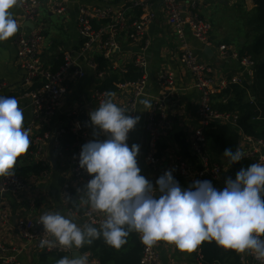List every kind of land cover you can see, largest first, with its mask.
<instances>
[{
    "label": "crops",
    "instance_id": "obj_1",
    "mask_svg": "<svg viewBox=\"0 0 264 264\" xmlns=\"http://www.w3.org/2000/svg\"><path fill=\"white\" fill-rule=\"evenodd\" d=\"M37 1L38 22L44 29L42 56L50 62L58 53H69L71 60L82 67L85 76L83 78H68L61 106L57 113L51 116L35 115L28 97L32 85L25 83V71L17 60V38L20 34L27 32L28 28L23 27L24 19L20 6L10 10L18 24V31L10 39L0 41L2 96L14 97L19 101V107L23 110L24 115L23 126L28 130L30 140V147L25 154L18 158L14 173L20 167L38 163L46 166L47 170L39 175L31 174L21 177L25 184L23 189L15 194L5 193L0 196L2 210L7 215V221L0 224V264H2L1 258L10 256L15 257V264H50V261L42 259V252L28 246L22 239L18 227L26 218L40 217L45 213L60 211L62 215L71 219L78 226L86 224L83 213L91 207L88 202L86 185L92 177L87 176L84 180L73 178L67 159L58 156L54 149L55 135L68 125V119L73 113L79 111L89 118V113L97 107L90 100V94L95 83H97V79L93 71L86 65V59L78 54L77 13L81 6L123 4L129 0ZM55 3L64 5L65 12L62 14L53 13L52 9ZM181 6L182 14L186 15L188 11L186 4L181 2ZM254 7L253 0H201L198 8L199 13L201 17L212 23L209 38L213 47H210L213 51L211 58L203 53L204 47L192 37L191 33L188 30L184 31V40L202 61L214 68L212 75L216 90L213 94V103L218 101L216 95L222 91V82L229 81L240 70L237 61L219 60L213 49L216 45L225 43V36L231 26L238 24L246 29L243 24L246 19L242 23L239 18L243 17L244 11L252 12ZM153 10L155 19L149 24L144 35L148 41L146 84L143 95L137 99L135 110V116H139L140 120L132 130L128 144L130 147L132 144L140 146L137 157L138 166L141 169V174L155 187L156 180L166 171L171 170L175 159L186 161L195 168H199L200 163L198 157L192 153L190 146L193 131L199 124L198 91L193 85L190 71L180 59V43L175 32L165 21L161 0L154 2ZM237 13H239L238 16ZM53 17L56 19L55 21ZM234 46L239 50L236 45ZM130 49L131 46L124 43L122 39L123 53L119 60L120 65L127 61L130 62L129 60L132 58L129 53ZM162 71L172 72L174 78L173 91L167 97L162 93L159 85V74ZM255 81V79L247 80V83L251 85ZM111 94L114 103L119 106L123 94L121 92ZM253 98L255 99V97ZM142 99H149L152 107L155 103H159L160 99H164L165 102V129L157 143V155L160 157L157 173L151 171L144 161L147 138L145 122L151 109L145 111L144 106L140 104ZM257 108L263 114L260 107L257 106ZM37 136L42 137L43 144L41 153L35 155L31 140ZM206 150L211 161L218 163L223 168L222 182L211 181L215 188L222 190L227 179H235L236 172L234 173L233 169L225 163L218 149L211 143H207ZM52 158H56L55 166L50 162ZM174 178L179 179L178 177ZM185 183L190 184L187 181ZM66 184L68 187L64 190L63 187ZM64 192L67 193L65 199L63 197ZM70 206L75 209L73 210ZM154 247L160 255L159 264H201L197 257L200 246L193 252H182L174 244L160 241Z\"/></svg>",
    "mask_w": 264,
    "mask_h": 264
},
{
    "label": "built area",
    "instance_id": "obj_2",
    "mask_svg": "<svg viewBox=\"0 0 264 264\" xmlns=\"http://www.w3.org/2000/svg\"><path fill=\"white\" fill-rule=\"evenodd\" d=\"M156 0H129L123 4L105 6L87 5L81 6L77 13V33L79 37L78 54L84 57L86 65L93 71L97 83L90 94V100L99 107V104L108 98L106 90L98 89L99 81L107 75L117 74L120 77L115 84L116 91L123 94L119 106L124 109L125 114L135 117L137 99L143 95L146 84V72L148 58L146 48L147 39L144 38L145 31L149 24L155 19L153 4ZM181 2L188 8L186 15L181 12ZM165 21L175 32L180 43V59L188 68L193 79V85L198 91V117L199 124L194 129L191 138V151L198 157L200 167L195 168L186 161L175 159L171 170L174 177L182 178L190 184L195 181L208 179L213 182H222L223 168L218 163L211 161L206 150L207 139L205 130L211 124H230L236 126L238 114L231 112H220L212 107L213 94L216 90L212 72L214 70L206 62L202 61L184 40V31L188 30L192 37L203 47H212L209 41L212 31L211 22L200 16L199 6L201 0H161ZM24 21H30L33 29L20 34L17 38V60L25 71V83L32 85L28 93L30 106L37 116H51L57 113L61 106L62 97L66 90L68 78H83L85 72L71 60L69 53H64V65L57 71H51L48 60L42 56L43 27L38 22V1L23 0L20 5ZM53 13L62 14L65 6L55 3ZM122 39L124 43L131 46L129 50L132 56L130 62L119 64L122 58ZM133 48V49H132ZM213 48V47H212ZM214 53L219 60H235L240 66L239 73L229 81H223L221 87L227 88L230 84L244 85L248 80L254 79L256 61L249 55L241 54L232 44L221 43L214 47ZM103 66L104 69L97 71ZM133 65L141 77L136 81H120L122 74L127 71V66ZM159 85L162 93L167 97L174 88L173 73L162 71L159 74ZM3 83L0 82V96H2ZM251 104L254 98L249 97ZM164 99L155 103L147 115L145 131L147 134L144 150V161L154 173L158 172L160 157L157 155V143L165 129V106ZM260 114V113H259ZM260 115H255L253 120H259ZM239 132L238 149L244 153V158L251 159L254 163H264V141ZM132 131L129 133L128 141ZM64 134H71L72 141L62 144L60 138ZM106 137L102 133L96 134L95 128L91 125L90 119L83 113L77 111L68 119V125L61 129L54 137V149L58 156L65 157L71 169V174L76 180H84L89 174L79 167V153L82 145L93 140H103ZM33 153L38 155L42 151L43 139L40 136L33 138ZM243 158V159H244ZM24 181L15 173L10 177H3L0 180V196L5 193H18L24 188ZM68 184L64 185L65 190ZM225 187V184H224ZM67 193H63L64 199ZM86 223L95 226L100 225L106 218L104 214L94 211L91 207L84 211ZM40 217L33 216L26 218L18 227L22 239L28 245L40 252L63 254L71 257L74 249H65L58 244L55 247H40L42 239L53 240L44 232L43 225L38 223ZM7 221V215L2 210L0 200V224ZM141 264H159L160 255L154 246L147 247L141 242ZM87 255L89 264H99L98 260ZM198 259L201 256L197 255ZM2 264H15L14 256L4 257ZM201 262V260H200ZM202 264V263H201ZM239 264H264L250 252H244L239 258Z\"/></svg>",
    "mask_w": 264,
    "mask_h": 264
},
{
    "label": "clouds",
    "instance_id": "obj_3",
    "mask_svg": "<svg viewBox=\"0 0 264 264\" xmlns=\"http://www.w3.org/2000/svg\"><path fill=\"white\" fill-rule=\"evenodd\" d=\"M23 0H0V41L13 37L18 24L10 11ZM89 113L91 125L106 138L93 139L81 147L79 167L92 178L86 185L91 208L106 217L99 227L78 226L60 211L45 213L38 223L54 240L42 239L40 247L81 249L97 239L115 249L127 243L131 232L152 247L160 241L180 251L193 252L212 242L237 253L250 252L264 261V163L241 168L227 179L222 190L210 180L195 181L185 189L166 171L155 182L141 174L137 157L140 146L127 143L139 116L125 114L111 93ZM145 111L149 99L140 100ZM23 110L14 97L0 96V177H10L19 157L30 147ZM223 156L239 163L244 153L226 148ZM158 193V194H157ZM57 264H89L85 255L65 256Z\"/></svg>",
    "mask_w": 264,
    "mask_h": 264
},
{
    "label": "trees",
    "instance_id": "obj_4",
    "mask_svg": "<svg viewBox=\"0 0 264 264\" xmlns=\"http://www.w3.org/2000/svg\"><path fill=\"white\" fill-rule=\"evenodd\" d=\"M253 3L255 7L252 14L246 19L245 23L242 22L246 29H243L238 24H235L236 26L233 25V27L231 26L225 36L224 42L236 45L241 54L249 55L256 61L254 79L261 81L263 84L260 99L264 101V0H253ZM49 63L51 71H57L64 65V53H58ZM101 69H104L102 65L97 68V71H101ZM119 77L120 75L118 76L117 74L107 75L103 80L99 81L98 89L106 90L108 93L115 92V84L119 81ZM140 77L141 73L133 65H128L127 71L125 74H122L120 81H136ZM252 85L253 83L248 85L247 82L242 86L230 84L221 93L216 95L218 101L212 103L213 109L217 111L237 113L236 126L230 124H211L204 132L207 143H211V145L218 149L222 155V159L233 169L234 173L254 163L253 160L244 158L239 163L231 165L227 158L223 156L226 148H231L233 151L238 149L240 138L238 129H241L245 135L264 141V115L258 110L257 106H253L250 103L247 94L248 89ZM255 115H260V119L253 120ZM72 138L71 134H64L61 136L60 141L62 144H66L71 142ZM45 170H47V167L38 163L32 166L20 167L15 173L19 177H24L31 174L39 175ZM177 181L185 189L191 186V184L185 183L186 181L182 178L177 179ZM70 207L73 210L75 209L72 206ZM141 249L138 233L131 232L127 237V243L120 249L106 245L101 238L79 250L82 253L89 252L91 257L98 260L99 264H141ZM241 254L234 250L224 249L218 246L215 241L204 242L200 245V260L202 264H239ZM41 257L45 261H50V264H57V261L65 256L63 254L42 252Z\"/></svg>",
    "mask_w": 264,
    "mask_h": 264
},
{
    "label": "rangeland",
    "instance_id": "obj_5",
    "mask_svg": "<svg viewBox=\"0 0 264 264\" xmlns=\"http://www.w3.org/2000/svg\"><path fill=\"white\" fill-rule=\"evenodd\" d=\"M251 14H252L251 11L250 12L244 11V13L242 15L243 17H240L239 18V21L243 22ZM238 15H239V13H237V16ZM53 20L55 21L56 19L53 17ZM262 85L263 84H262L261 81L256 80L255 82H253V86L251 87V89H249V91L247 92V94H248L249 97H255L253 106H259L260 109H261V111L263 112L262 115H264V101L262 99H260V95H261V91H262Z\"/></svg>",
    "mask_w": 264,
    "mask_h": 264
},
{
    "label": "water",
    "instance_id": "obj_6",
    "mask_svg": "<svg viewBox=\"0 0 264 264\" xmlns=\"http://www.w3.org/2000/svg\"><path fill=\"white\" fill-rule=\"evenodd\" d=\"M23 27H27L28 29H33L34 25L30 21L25 20L23 22ZM203 53L209 58H211L213 55V51L210 49L209 46H204ZM95 132H96V134H98L99 130L95 129ZM55 160H56V158H52L50 161L53 166H55ZM2 195H4V194H2ZM73 255L80 256V255H82V253L80 250H75L71 253V256H73Z\"/></svg>",
    "mask_w": 264,
    "mask_h": 264
},
{
    "label": "bare ground",
    "instance_id": "obj_7",
    "mask_svg": "<svg viewBox=\"0 0 264 264\" xmlns=\"http://www.w3.org/2000/svg\"><path fill=\"white\" fill-rule=\"evenodd\" d=\"M200 16H201V15H200ZM93 74H94V73H93ZM246 82H247V81H246ZM246 82H245V83H246ZM240 86H241V85H240ZM250 103H251V102H250ZM73 251H74V250H73ZM44 253H45V252H44ZM81 253H82V252H81ZM82 254H83V253H82ZM199 255H200V249H199ZM93 258H94V257H93ZM95 259H96V258H95Z\"/></svg>",
    "mask_w": 264,
    "mask_h": 264
}]
</instances>
